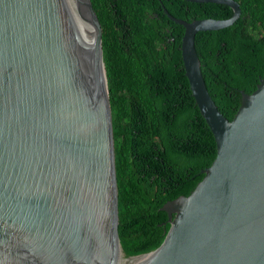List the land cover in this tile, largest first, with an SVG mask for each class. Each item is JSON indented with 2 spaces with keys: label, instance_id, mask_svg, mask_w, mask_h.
Returning <instances> with one entry per match:
<instances>
[{
  "label": "water",
  "instance_id": "water-1",
  "mask_svg": "<svg viewBox=\"0 0 264 264\" xmlns=\"http://www.w3.org/2000/svg\"><path fill=\"white\" fill-rule=\"evenodd\" d=\"M226 20L186 22L185 77L216 148L187 197L167 202L170 229L150 253L125 259L118 236L115 140L90 0H0V264H264V77L231 121L201 75L199 32ZM95 48L90 51L91 30Z\"/></svg>",
  "mask_w": 264,
  "mask_h": 264
},
{
  "label": "trees",
  "instance_id": "trees-1",
  "mask_svg": "<svg viewBox=\"0 0 264 264\" xmlns=\"http://www.w3.org/2000/svg\"><path fill=\"white\" fill-rule=\"evenodd\" d=\"M102 30V56L115 140L118 236L125 259L157 249L170 229L161 208L187 197L216 156L213 136L183 70L182 26L226 20L230 7L184 0H90ZM230 27L199 32L195 50L208 93L231 121L241 91L264 77V0H234ZM164 7V9L162 8Z\"/></svg>",
  "mask_w": 264,
  "mask_h": 264
},
{
  "label": "bare ground",
  "instance_id": "bare-ground-1",
  "mask_svg": "<svg viewBox=\"0 0 264 264\" xmlns=\"http://www.w3.org/2000/svg\"><path fill=\"white\" fill-rule=\"evenodd\" d=\"M90 25V30H91V46H90V51H94L95 48V43H94V39H95V31L94 28L92 27V25L89 23Z\"/></svg>",
  "mask_w": 264,
  "mask_h": 264
}]
</instances>
